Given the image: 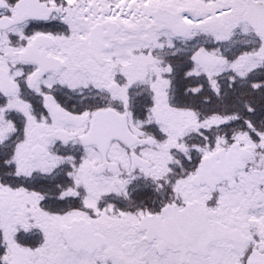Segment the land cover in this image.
<instances>
[{
	"label": "snow or ice",
	"instance_id": "obj_1",
	"mask_svg": "<svg viewBox=\"0 0 264 264\" xmlns=\"http://www.w3.org/2000/svg\"><path fill=\"white\" fill-rule=\"evenodd\" d=\"M0 264H264V0H0Z\"/></svg>",
	"mask_w": 264,
	"mask_h": 264
}]
</instances>
